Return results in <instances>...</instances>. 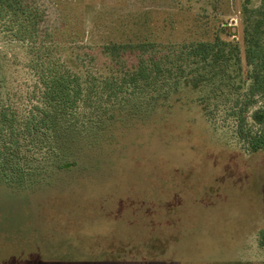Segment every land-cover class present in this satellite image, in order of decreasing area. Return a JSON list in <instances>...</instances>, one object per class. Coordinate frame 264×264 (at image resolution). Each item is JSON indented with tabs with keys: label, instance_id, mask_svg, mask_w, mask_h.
<instances>
[{
	"label": "rangeland",
	"instance_id": "rangeland-1",
	"mask_svg": "<svg viewBox=\"0 0 264 264\" xmlns=\"http://www.w3.org/2000/svg\"><path fill=\"white\" fill-rule=\"evenodd\" d=\"M37 1L90 67L109 41L210 39L221 26L240 40L243 7L259 2ZM49 181L24 189L0 180V264H264L249 254L264 226V152L224 145L197 108L130 117ZM143 244L153 260H91L133 256Z\"/></svg>",
	"mask_w": 264,
	"mask_h": 264
},
{
	"label": "trees",
	"instance_id": "trees-1",
	"mask_svg": "<svg viewBox=\"0 0 264 264\" xmlns=\"http://www.w3.org/2000/svg\"><path fill=\"white\" fill-rule=\"evenodd\" d=\"M47 16L37 0H0L2 182L42 186L116 125L176 107L197 108L224 145L264 152V0L244 5L240 40L221 26L210 39L109 41L97 46L103 61L93 67ZM254 236L249 254L264 260V226ZM143 245L133 256L102 251L91 260H153L157 252Z\"/></svg>",
	"mask_w": 264,
	"mask_h": 264
}]
</instances>
